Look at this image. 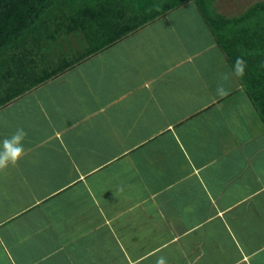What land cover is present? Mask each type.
Returning <instances> with one entry per match:
<instances>
[{
  "label": "crops",
  "instance_id": "crops-1",
  "mask_svg": "<svg viewBox=\"0 0 264 264\" xmlns=\"http://www.w3.org/2000/svg\"><path fill=\"white\" fill-rule=\"evenodd\" d=\"M19 128L0 264H264V120L197 0L0 108Z\"/></svg>",
  "mask_w": 264,
  "mask_h": 264
},
{
  "label": "trees",
  "instance_id": "trees-1",
  "mask_svg": "<svg viewBox=\"0 0 264 264\" xmlns=\"http://www.w3.org/2000/svg\"><path fill=\"white\" fill-rule=\"evenodd\" d=\"M183 1L0 0V108ZM202 11L232 66L245 60L239 77L264 120V0L240 16H216L225 26ZM71 49L80 58L73 61Z\"/></svg>",
  "mask_w": 264,
  "mask_h": 264
},
{
  "label": "clouds",
  "instance_id": "clouds-1",
  "mask_svg": "<svg viewBox=\"0 0 264 264\" xmlns=\"http://www.w3.org/2000/svg\"><path fill=\"white\" fill-rule=\"evenodd\" d=\"M233 70L237 76H243L246 70V62L242 57H237ZM223 81L228 80V75L222 77ZM230 89L221 83L217 88V94L221 97L229 95ZM27 133L19 128L10 137L3 139L0 143V170L7 169L10 165H16L24 156L25 148L23 146ZM156 264H166L164 257L157 259Z\"/></svg>",
  "mask_w": 264,
  "mask_h": 264
},
{
  "label": "rangeland",
  "instance_id": "rangeland-1",
  "mask_svg": "<svg viewBox=\"0 0 264 264\" xmlns=\"http://www.w3.org/2000/svg\"><path fill=\"white\" fill-rule=\"evenodd\" d=\"M198 1L202 6L203 10L206 12V14L209 15V17L213 18L214 20L213 25L216 27L217 25L222 24L216 21L219 17L224 19V17L231 18L234 15L240 16L241 14L245 13L247 7H249L251 5V2H253L254 0H198ZM216 16L219 17L215 19ZM222 19L220 21H222ZM227 22L231 23L232 21L229 20ZM184 23H185L184 18L181 17L180 25ZM222 26L225 25L222 24ZM232 34H234V32H232ZM56 46L58 45H55V47ZM58 49H60V47ZM45 50L48 54L52 51V49H45Z\"/></svg>",
  "mask_w": 264,
  "mask_h": 264
}]
</instances>
